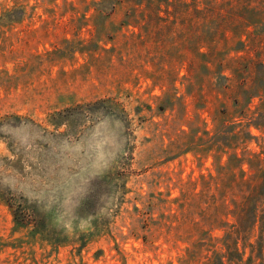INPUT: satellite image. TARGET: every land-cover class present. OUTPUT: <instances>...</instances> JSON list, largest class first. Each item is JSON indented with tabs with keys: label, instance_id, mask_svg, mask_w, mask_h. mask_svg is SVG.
<instances>
[{
	"label": "rangeland",
	"instance_id": "obj_1",
	"mask_svg": "<svg viewBox=\"0 0 264 264\" xmlns=\"http://www.w3.org/2000/svg\"><path fill=\"white\" fill-rule=\"evenodd\" d=\"M136 1L0 0V264H182L193 239L234 220L211 207L195 227L199 202L183 205V194L221 165L239 171L230 156L260 150L263 132L203 134L234 122L238 88L195 78L211 111L196 107L182 51L158 45L180 26L152 25L138 43L139 28L122 24ZM169 2L192 10L196 0ZM103 96L128 115L68 110Z\"/></svg>",
	"mask_w": 264,
	"mask_h": 264
},
{
	"label": "trees",
	"instance_id": "obj_2",
	"mask_svg": "<svg viewBox=\"0 0 264 264\" xmlns=\"http://www.w3.org/2000/svg\"><path fill=\"white\" fill-rule=\"evenodd\" d=\"M144 2L137 0L127 10L122 24L139 28L135 35L138 43L149 40L147 31L152 25L180 26V32L171 42L168 40L171 36L165 35L158 38L161 41L158 45L168 50L173 45L182 51L180 68H185L183 76L187 80L183 85L196 107L211 111L206 100L198 106L202 95L195 78L209 75L217 78L212 80L216 86L227 90L238 88V94L233 96L234 122L227 128L223 124L214 130L203 127V134L215 140L227 135L245 142L255 137L251 130L255 126L264 137V0H196L192 10L187 2L182 4L185 9L178 10L170 9L169 0H164V7L161 0H147L143 6ZM227 69L229 74L224 72ZM222 77L227 79L224 84L220 82ZM98 104L104 112L120 115L122 111L128 115L122 102L113 96L79 102L68 110L80 108V112H86L91 105ZM61 114H64L61 110L52 113L51 121L56 125L62 123ZM236 161H239L236 164L239 171L229 166L224 172L227 165H221L218 175H203L202 184L190 181L193 187L183 194V205L191 204L193 198L199 202L197 216L189 217L195 227L202 228L211 219V215L206 216L211 207L234 220L226 221L221 236L214 234L217 226L212 225L193 239L181 256L182 264H264V144L260 150L247 148L242 157L235 151L230 162ZM17 216L18 219L27 217Z\"/></svg>",
	"mask_w": 264,
	"mask_h": 264
}]
</instances>
